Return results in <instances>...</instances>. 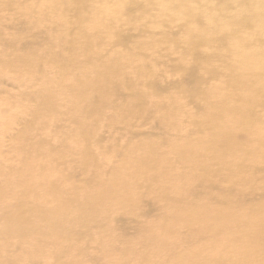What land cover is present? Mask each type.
Returning <instances> with one entry per match:
<instances>
[{"label": "bare ground", "instance_id": "obj_1", "mask_svg": "<svg viewBox=\"0 0 264 264\" xmlns=\"http://www.w3.org/2000/svg\"><path fill=\"white\" fill-rule=\"evenodd\" d=\"M10 1L13 12L33 20L32 27L39 26L34 18L40 16L41 22L54 21L58 28L49 43L36 46L42 52L21 48L24 40L16 38L11 42L15 51L0 60V76L14 72L35 90L7 98L3 104L11 114L0 115V136L18 115L32 118L18 138L26 146L15 147L16 158H21L17 160L12 151L21 167L13 172L0 165V176L18 175L16 184L22 186L19 192L14 185L6 191L5 183L0 184V264H55L62 257L69 258L67 264H166L164 257H175L174 251L179 253L177 260L183 257L187 264H204L207 246L196 247L198 238L184 235L193 225L198 227V237L216 231L219 225L209 220L218 216L208 210L212 207L228 213V234L243 249L252 251L250 242L238 237L239 227L231 222L234 208L230 206L238 200L235 202L240 208L251 210L247 195L254 194L257 175L246 168L249 164L264 167V133L256 129L258 124L264 127V0ZM131 3L140 5L138 20L127 17L126 21H138L147 32L146 39L135 46L133 57L140 64L131 67L134 76L128 72L135 62L129 55L116 51L104 59L106 48L116 46L114 26L125 18ZM70 9L78 28L64 55L58 51L64 40L68 41V24L63 19ZM175 26L181 31L180 37L163 35L164 30ZM163 46L169 54L179 53L184 70H192L194 77L186 78L182 87L194 98L203 97L205 106L197 104L191 111L172 97L156 99L161 93L157 76ZM194 52L198 55L191 62ZM50 65L62 69V73L54 69L58 80L53 89L45 84ZM40 67L47 75L42 79H38ZM221 70L223 77L219 79ZM205 77L217 81L211 86V95L202 93L200 82ZM59 87L61 90L56 89ZM126 91L131 94L130 102L119 104L117 98ZM21 100L32 101L34 106L27 108ZM107 100L112 114L104 110ZM139 113L157 119L160 132L130 146L127 154L118 153L123 159L113 166L111 176L90 184L91 172L106 168L90 150V136L100 146L103 129L114 121L128 122ZM184 120L188 123L184 136L193 141L192 150L172 146L169 139L182 129ZM166 121L174 128L168 138ZM238 131L246 133L244 143L235 141ZM246 142L260 149L258 159H249ZM69 162L71 170L60 169ZM79 172L85 175L89 191L74 184L73 177ZM244 174L253 176L249 185L246 180L235 182ZM260 176L264 179V171ZM60 179L68 182L69 188L58 189ZM6 182L11 184L9 177ZM216 183L227 185L223 199L212 195L211 187ZM146 185L150 188L142 194L140 190ZM235 185L245 190L236 192ZM144 201L153 207L145 208ZM203 209L204 213H198ZM195 213L200 218L192 222ZM124 216L138 224L136 240H119L115 221ZM156 230L161 232V240ZM15 243L22 244L23 252L11 258L9 252ZM235 256V264H240L239 253ZM212 263L222 264V256L214 257Z\"/></svg>", "mask_w": 264, "mask_h": 264}, {"label": "rangeland", "instance_id": "obj_2", "mask_svg": "<svg viewBox=\"0 0 264 264\" xmlns=\"http://www.w3.org/2000/svg\"><path fill=\"white\" fill-rule=\"evenodd\" d=\"M22 2H32L33 0H19ZM144 6L142 2L138 3ZM131 3L125 12V18H121V20L117 21L114 26V45L113 49L109 48L104 51V59L110 58L114 56L116 51L118 54L121 55H129L132 59L135 60L134 63L130 64V68L128 72L130 76H134L132 74L131 67L133 65L139 66L140 61L133 57V54H136L137 51L135 50L136 44L142 42V40L146 39V30L144 29L141 24H138V8L140 5ZM19 11H14L11 8V1L10 0H0V60L4 58V54H11L15 50L11 46V42L16 38H22L24 40L23 49L31 48L35 49L37 52H42L40 49H36V46H45V43H49L51 39L55 37V33L57 31V24H54V21L50 23L41 22L43 18L40 16L34 18V22L38 23V27H32L33 20H26L24 17L18 14ZM87 15V14H86ZM7 16L12 17L8 19ZM64 19L63 21L68 24V41L64 40L63 47L58 51L61 54L67 55L69 52V41L75 35L77 27V17L73 13V11L66 10L64 12ZM129 17H133V22H128L126 19ZM120 19V18H118ZM141 19V18H140ZM163 35H169L172 37H180L181 31L179 30L178 26L172 27L171 29H166L163 31ZM20 35H22L20 37ZM161 35V38L162 36ZM167 46H163L160 49V68L158 72V83L161 86L160 94L157 97V100L166 99L168 96L172 97V99L177 100L180 103L186 105L188 110L195 111L198 107L197 104L205 106V99L203 97H195L193 94L189 93L187 88L182 87V84L185 83L186 78H193L192 70H184L183 65L178 61L179 59L182 61L179 53L169 54L167 53ZM147 56H150V53H146ZM197 53H192L190 56V61L193 62L197 58ZM49 68H52V71H49ZM148 68H152V66L147 67L145 69L149 70ZM44 69V68H43ZM42 67V74L38 77V79H42L43 77L47 76L46 71H44ZM48 69V81L45 84H49L50 88H54L58 78L55 76V70H58L62 73V69H53L51 65L47 68ZM11 72V71H10ZM6 71V75L0 76V115L9 116L11 112L7 111V106L3 104L7 98H18L23 95L24 92H34V89H31L30 86H27L26 83L22 80H19L18 77L14 75V72L10 73ZM136 73H139L135 70ZM222 70L219 73V79L222 76ZM44 80V79H43ZM202 93H208V95L212 94V85H216L217 81L213 80L212 78L205 77V80L200 82ZM52 88V89H53ZM57 90H61V87L56 88ZM117 94V92H116ZM220 96L222 95L219 92ZM131 94L129 91L123 92L121 96L117 98L119 104H126V102H130ZM24 104L23 106L27 108H31L34 106V102L21 100ZM109 100L105 103L104 110L108 114H112L114 111L111 108V104H109ZM139 105H137L138 107ZM242 114H244V109L239 107ZM143 114H134V116L128 117L130 120L128 122H120L114 121L108 128L103 129L100 133V143L108 151V153H104L102 148L97 145V143L93 142L91 136L90 140V150L98 157L99 161L104 163L106 168H103V171H94L91 172L93 175V180L90 184H94L96 180L102 182L105 180L106 177L111 176V172L113 171V166L118 165L122 162V157L118 156L120 154H127V148L133 145H138L140 142H144L146 138L150 135L158 134L160 132V127L158 120L147 117L144 118ZM118 117H122V115H118ZM17 119L11 120L10 126L6 128V130L0 136V165L2 168L6 170H12L13 172L16 171L15 167H21L18 163L15 162L14 156L16 158V154L18 150L15 147H21L22 149L26 146V143L18 142L19 135L25 131L24 129L27 128L32 123V118L29 115H18ZM88 121V120H87ZM86 121V122H87ZM184 125V126H183ZM188 123L186 120L182 122V129L177 133H174L172 137H170V133L174 129L170 126V123L166 121V128L168 132L166 133V138L170 137L169 139L172 140L171 144L175 147H186L190 150L195 149L193 145V141L189 142L187 137L184 136L187 132ZM261 124H258V131L260 133H264V127ZM42 133H46L45 130ZM234 139L238 143H244L247 140V135L244 131H238L234 135ZM246 151L250 152L249 159H258L260 149L257 147L256 144L246 142L245 143ZM14 150V156L13 151ZM21 156L17 157L16 159L19 160ZM111 159H114V163H112ZM255 164V163H254ZM3 165V166H2ZM246 168L248 172L249 169L253 173L257 175L256 179L253 182L254 194L247 195L244 194L241 198L247 195L248 205L251 206V210L247 211L245 209L240 208L234 200L231 208H234V211L231 213L230 218L231 222L234 226H238V230L236 232L239 233V239H246L250 242L253 247L252 251L245 250L241 247L240 243L232 239V237L228 234L227 231L230 230L231 225L226 222L227 218L229 217L228 213L222 209L212 207L208 210H211L213 213L217 214V217H209L210 223H214L219 225V228L216 231L209 230L208 233L202 234L200 237L197 234L198 227L193 225V230L189 231L187 234H183L184 236H193V240L198 238L196 247H204L207 246L205 251V263L204 264H213L212 259L214 257H221L222 256V264H235L238 257L235 256L236 253H239L240 259L242 260L240 264H264V231L260 233L262 228H264V179L260 176L261 173L264 171V167L262 166H252L253 164H249ZM6 167V168H5ZM71 164L66 163L65 165L61 166L60 169L62 170H71ZM250 167V168H249ZM18 171V169H17ZM39 173V172H38ZM245 176L239 177L235 182L244 181L246 180L247 185H249L252 180L253 176L249 174H244ZM41 176H44V173H41ZM9 177V182L11 184L7 185L6 179ZM19 178L18 175H5L0 176V184H4V189L8 191V189H13L12 185L18 188V192L21 191L22 186H18L16 184L15 179ZM85 175L81 174L80 172L77 173L73 177V182L76 185H80L84 190L89 191V187L85 186ZM58 189L69 188L70 184L63 179L58 180L57 182ZM150 188L149 185H146V188L140 190L142 194H146V189ZM212 195L216 199H223L225 194L227 193V185L216 183L211 187ZM234 190L236 192H242L245 190V187L241 185H235ZM263 188V189H262ZM221 191V192H219ZM143 205L145 208L150 209L153 207L149 202L144 201ZM209 207L208 205H205ZM206 210H201L198 213H204ZM23 216H27L26 210H21ZM155 214V213H154ZM152 215V214H151ZM153 217V215L151 216ZM200 216L195 213L190 218V221L196 222L199 220ZM116 227L118 229V237L120 241H127L128 239L136 240L138 234V224L131 220L129 216H124V218L118 219L115 221ZM262 224V228L260 227ZM161 232L156 230V235H160ZM73 235L76 237L78 236L77 232H74ZM162 236V235H160ZM157 239L161 240V237ZM183 236V237H184ZM164 237V235H163ZM182 237V238H183ZM23 246L21 243H15L11 247V252H9L10 257L12 256L17 257L18 255L22 254ZM256 252V253H255ZM175 257L169 256L167 259L164 257V261L166 264H187V260L185 258H181L177 260V256L179 253L174 251L173 253ZM69 260L68 257H62L60 262L55 264H67ZM77 262V261H76ZM51 261H45V264H50ZM78 263V262H77ZM23 264V263H21ZM31 264H41L39 262H31ZM163 264V263H160Z\"/></svg>", "mask_w": 264, "mask_h": 264}]
</instances>
